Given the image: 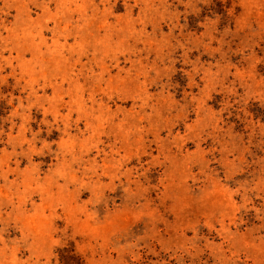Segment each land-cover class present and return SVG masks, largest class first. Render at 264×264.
<instances>
[{"label": "rangeland", "instance_id": "1", "mask_svg": "<svg viewBox=\"0 0 264 264\" xmlns=\"http://www.w3.org/2000/svg\"><path fill=\"white\" fill-rule=\"evenodd\" d=\"M0 264H264V0H0Z\"/></svg>", "mask_w": 264, "mask_h": 264}]
</instances>
